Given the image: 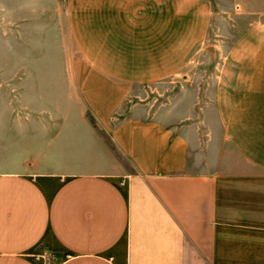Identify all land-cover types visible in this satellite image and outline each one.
<instances>
[{
    "label": "crops",
    "instance_id": "0c3cea01",
    "mask_svg": "<svg viewBox=\"0 0 264 264\" xmlns=\"http://www.w3.org/2000/svg\"><path fill=\"white\" fill-rule=\"evenodd\" d=\"M68 19L65 99L50 70L0 116V264H264V0H69ZM211 46L200 122L126 113Z\"/></svg>",
    "mask_w": 264,
    "mask_h": 264
},
{
    "label": "rangeland",
    "instance_id": "374dc122",
    "mask_svg": "<svg viewBox=\"0 0 264 264\" xmlns=\"http://www.w3.org/2000/svg\"><path fill=\"white\" fill-rule=\"evenodd\" d=\"M68 3L69 0H0V116L8 113L4 102L41 100L40 80L46 79L43 75L50 70L59 77V101L65 99L67 71L78 53L69 25ZM214 48H204L190 61L184 78L136 86L126 100V113L136 109L149 116H185L188 123L200 122L205 115L201 107L211 101V75L218 66L212 57ZM202 128L207 129L204 125Z\"/></svg>",
    "mask_w": 264,
    "mask_h": 264
}]
</instances>
